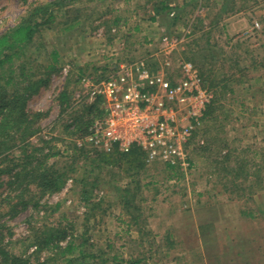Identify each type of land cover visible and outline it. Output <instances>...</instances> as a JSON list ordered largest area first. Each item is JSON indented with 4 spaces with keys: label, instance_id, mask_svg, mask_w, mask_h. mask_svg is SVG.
<instances>
[{
    "label": "rangeland",
    "instance_id": "1",
    "mask_svg": "<svg viewBox=\"0 0 264 264\" xmlns=\"http://www.w3.org/2000/svg\"><path fill=\"white\" fill-rule=\"evenodd\" d=\"M53 1L0 0V33ZM53 7L13 69L18 76L23 60L32 80L45 79L25 104L29 115L41 114L28 141H48L58 153L46 163L67 179L55 192L35 189L37 205L0 216L9 249L48 264H264V0H74ZM53 50L57 67L46 73ZM138 60L169 79L190 61L232 89L219 95L210 127L202 121L192 136L186 171L160 161L140 167L118 159L116 149L91 146L88 129L103 111L85 134L72 130L89 104L87 79ZM62 90L68 102H60ZM205 145L210 150L201 151ZM260 166L263 177H256ZM226 167L239 175L227 176ZM58 239L79 246L60 256L51 248Z\"/></svg>",
    "mask_w": 264,
    "mask_h": 264
},
{
    "label": "trees",
    "instance_id": "2",
    "mask_svg": "<svg viewBox=\"0 0 264 264\" xmlns=\"http://www.w3.org/2000/svg\"><path fill=\"white\" fill-rule=\"evenodd\" d=\"M73 1L74 0H54L49 4H37L31 7L17 24L0 33V188L7 190L0 193V216H13L17 214L19 210L29 207L31 204L37 205L38 199L36 195L33 194L35 189H38L41 193L55 192L65 184L67 179L65 173L54 172L47 165V158L55 156L58 153L57 151H53V146L49 147V150L46 148V146H48V141L43 139L40 141V144L36 146L28 141V137L35 131L34 126L41 114L37 113L34 116L29 115L25 110V104L29 95L36 92L39 87L45 83V79L39 77L32 80L31 78L34 74L25 71L26 66L23 60H20L18 76H16V71L13 69V66L14 60L20 59L24 54V49L32 42L34 35L40 30V26L53 18V9L51 7L65 6ZM51 54L53 62L48 65L46 73L56 70L57 67L58 53L53 50ZM262 65L264 66V64ZM233 74L232 72L231 75ZM200 76L204 85L213 93V98L207 105L202 120L203 123L206 122V125L210 127V122L214 120L215 115L218 113V109L220 110L221 98L219 95L224 94L225 91H232V89L226 84L224 81L225 79H222V83L221 80H216L215 75H213L212 78L207 76L206 79L203 73L200 72ZM19 77L22 78V80H18ZM59 98L60 102H68L69 93L66 90H62L59 94ZM99 105V100L90 103L86 105L81 115L74 117L72 122V130L74 133L78 131L81 132V134H85L87 132L88 126L95 114L102 112ZM72 124H67L66 129L69 130ZM195 133L197 132L195 131L193 136ZM45 149H47V151H45ZM16 150L19 151L18 155H14V151ZM200 150H210V146H200ZM113 153L118 159H122L126 163H136L140 167L147 163L145 153L136 146L132 147L126 153L117 150H114ZM225 157L228 161V154ZM192 163L193 160L190 159V164L192 165ZM262 163L264 164V160H262ZM259 168V170L256 169L254 172L257 175L253 174L256 177L262 176L260 175L261 166ZM167 169L169 171L174 170L171 166H167ZM221 169L224 172L225 167ZM232 172L234 173L232 177H237L239 175L238 171L230 170L229 168L226 169L225 174L227 176L233 175L230 174ZM241 175H243L242 171ZM249 176V173L243 175V177H246L244 181H247V183L249 181L251 182V179L248 178ZM124 192H126V190H124ZM83 194L87 195L86 192ZM86 197L85 198L89 200V197ZM126 202L128 201L125 200V203ZM243 213L248 217H255L253 211H244ZM3 229L4 227L0 217V264L49 263L46 259L34 263L29 256L18 255L12 252L9 249L8 242L5 241ZM47 240L52 242V238H48ZM59 242V239L56 240V242L52 243L51 248L60 256L71 253L79 246L75 245L73 240L70 239H68L65 245H61ZM84 257L85 255L80 251L77 258L82 259ZM73 258L74 257L67 259V262L70 263Z\"/></svg>",
    "mask_w": 264,
    "mask_h": 264
},
{
    "label": "built area",
    "instance_id": "3",
    "mask_svg": "<svg viewBox=\"0 0 264 264\" xmlns=\"http://www.w3.org/2000/svg\"><path fill=\"white\" fill-rule=\"evenodd\" d=\"M86 83L87 103L99 100L103 111L91 123L87 143L122 153L136 146L147 162L182 171L191 167L187 145L213 98L192 62H181L172 79L138 60L102 79L89 77Z\"/></svg>",
    "mask_w": 264,
    "mask_h": 264
}]
</instances>
